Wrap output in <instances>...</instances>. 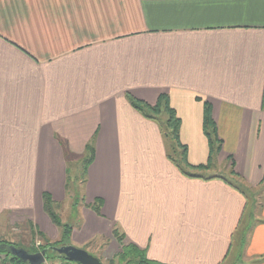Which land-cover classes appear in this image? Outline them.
<instances>
[{
  "label": "crops",
  "instance_id": "obj_1",
  "mask_svg": "<svg viewBox=\"0 0 264 264\" xmlns=\"http://www.w3.org/2000/svg\"><path fill=\"white\" fill-rule=\"evenodd\" d=\"M126 93L150 105L168 96L193 166L208 159V103L216 164L232 159L237 180L261 185L264 0H0V237L20 217L60 236L42 194L66 200L68 166L82 168L91 143L68 244L105 238L114 250L117 228L161 264H264V191L240 232L244 195L207 178L217 173L184 175Z\"/></svg>",
  "mask_w": 264,
  "mask_h": 264
},
{
  "label": "trees",
  "instance_id": "obj_2",
  "mask_svg": "<svg viewBox=\"0 0 264 264\" xmlns=\"http://www.w3.org/2000/svg\"><path fill=\"white\" fill-rule=\"evenodd\" d=\"M126 98L128 99L131 106L134 109H136L138 112H140L144 117H146L147 119H151L158 123L160 127V131L162 133V137L167 145L166 146L167 148L166 156L184 175L190 176V177H201L202 176L201 174H199L198 172H192V170H196V171L208 170L214 165L216 156L221 149V141L218 139L216 125L213 119L211 118V111H210L211 108L208 103H204L203 121H202L203 132L205 136L207 137L208 145H209L208 159L205 164L193 166L187 162L186 146L182 145L178 139L180 119L177 117L175 110L170 106L168 96L166 94L159 95L157 102L154 105H150V104L145 103L144 101L138 100L129 93H126ZM161 114L165 115V119H160L159 115ZM173 143L176 145L175 148L176 147L179 148L178 151L177 149L174 148ZM93 158H94V148L91 143H88L86 145V155L83 159L82 168H81L80 176L82 178V181H84L87 167L93 161ZM230 173L232 174V176H235V177L238 176L234 171L232 159H230ZM207 178L208 179H213V178L222 179L232 188L238 190L240 193L244 195L246 203L244 207V213L242 215V219L240 218L238 227L239 225L241 226V220H243V216H245V214H246V219L247 217L253 216V213H252L253 212V209H252L253 202H251L250 197H248L246 192L241 187H239L235 183L227 181L225 177L220 176V175H212ZM262 184H263V181H262ZM66 187L69 188V181L66 183ZM262 191H264V185L262 187ZM83 198L84 197H82V199ZM42 204H43L44 212L48 215L51 222L61 229L60 231L61 233H60L59 241L50 242L41 232L36 231L38 236L42 239V243H43L40 245V248L41 250H45L46 252L52 251L56 253L55 257L60 259L61 264H71V262L67 260L63 255H60L57 252L51 250V248L68 244V240H69L70 233L72 230V225L69 223L61 222L59 213L57 211L58 205L56 202H54L51 199L48 193L42 194ZM75 204H76V199L74 198L73 205ZM100 206H101L100 201H96V203H94L90 207L93 210H95L97 213H99ZM241 227L239 230L240 232L241 230L243 231V229L248 226H246V222H245L244 225H242ZM113 236L116 239V241L119 243L120 249H121L120 253L117 256L119 261H126L127 263L129 262L130 264H161V263L147 259L145 255V251L139 249L135 245H132V244L124 245L123 244V234L120 232L119 229L117 228L113 229ZM9 246L10 245L5 240L0 239V254L4 256V258L1 259L0 264H26L19 257L11 255L9 251ZM32 251L36 252L35 249H33ZM51 258L53 257L49 255L46 256L47 260Z\"/></svg>",
  "mask_w": 264,
  "mask_h": 264
},
{
  "label": "rangeland",
  "instance_id": "obj_3",
  "mask_svg": "<svg viewBox=\"0 0 264 264\" xmlns=\"http://www.w3.org/2000/svg\"><path fill=\"white\" fill-rule=\"evenodd\" d=\"M160 119H165V115H159ZM174 148L175 144L173 143ZM177 151L179 150L178 147H176ZM228 162V161H227ZM78 161L76 160L70 163L68 166L69 174H68V179L69 181V194L68 197L66 198L65 201H63L62 204L58 205L57 211L59 213V217L62 223L68 222L71 224V221L73 222L76 219V214H78V221H79V210H82L81 207L84 205L83 199H82V189H81V183H78V180H80V175H81V166L78 167ZM226 164V163H225ZM225 164H216V161L214 162L213 167H211L209 171L201 172L199 174H219L220 176H223L227 178L228 180L232 181V183H235L239 187H241L248 197H250L252 204V209H253V216L247 217L246 223L247 226L245 228L244 233L247 232V230L250 228V223L254 222V218L256 216L257 211L259 210L262 202V187L263 184L257 186V187H252V186H246L245 184H242L240 180H237L236 177H233L232 174L230 173V169H227ZM80 173V175H79ZM79 186V188H78ZM79 189V190H78ZM74 198L76 199V204L73 205L74 203ZM250 202V203H251ZM252 218V219H251ZM57 227V226H56ZM59 228V227H57ZM28 221L24 217L19 218V222L10 225L8 233L6 234L5 237H0V239L5 240L10 246H9V251L11 253V247L14 246L16 248H23L26 250L28 253H37L41 251L40 245L42 243V239L38 236L37 232L35 230H31ZM60 229V228H59ZM61 231V229H60ZM53 237L48 238L50 242H55L59 241L60 236L54 237V234L52 235ZM56 238V239H55ZM12 245H11V244ZM108 240L104 238H97V239H92L91 241H88L85 243V245L81 246H76L79 248L84 249L86 252L89 254L93 255L94 257L98 258L102 264H128L126 261H119L118 260V254L120 253L121 249L118 246L117 242L113 241L114 245L116 246V249L113 250V248L108 244ZM75 246V245H73ZM237 245L234 244V247L232 248L231 254H230V260H232L236 255H237ZM7 248V247H6ZM33 249L36 250V252L32 251ZM11 255H13L11 253ZM49 255L53 258L51 259H46V256ZM56 253L52 251H47L45 254V261L42 264H61L60 259L55 257ZM15 256V255H14ZM4 256L0 254V263L1 259H3ZM26 264L28 262L24 261ZM232 262V261H231ZM229 263V260L228 262ZM71 264H78L75 262H71ZM130 264V263H129Z\"/></svg>",
  "mask_w": 264,
  "mask_h": 264
},
{
  "label": "water",
  "instance_id": "obj_4",
  "mask_svg": "<svg viewBox=\"0 0 264 264\" xmlns=\"http://www.w3.org/2000/svg\"><path fill=\"white\" fill-rule=\"evenodd\" d=\"M11 253L21 260L28 262V264H42L45 261V250H41L37 253H28L23 248H16L12 246ZM51 250L63 255L70 262L78 264H102L100 260L93 255L86 252L84 249L65 244L59 247H52Z\"/></svg>",
  "mask_w": 264,
  "mask_h": 264
}]
</instances>
